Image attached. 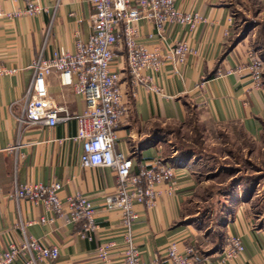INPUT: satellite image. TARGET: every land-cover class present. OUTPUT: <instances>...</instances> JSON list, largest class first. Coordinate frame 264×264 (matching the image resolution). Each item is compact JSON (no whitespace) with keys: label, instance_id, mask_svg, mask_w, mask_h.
I'll return each instance as SVG.
<instances>
[{"label":"crops","instance_id":"0c3cea01","mask_svg":"<svg viewBox=\"0 0 264 264\" xmlns=\"http://www.w3.org/2000/svg\"><path fill=\"white\" fill-rule=\"evenodd\" d=\"M25 2L0 1L5 14L0 18V65L19 71L0 76V248L19 243L21 224L32 222L24 228L26 235L57 247L59 252L56 259L38 264H99L96 247L103 242H113L110 258L115 264H122L120 214L105 203L106 197L116 193L115 172L81 166V142L73 140L74 120L54 127L31 125L18 133V123L13 117L20 111L19 104L32 75L30 66L37 56L42 53L43 57H49L59 49L73 52L76 40L87 41L94 30L91 20L94 11L88 0H39L44 9L41 13L14 15L24 8ZM235 2L174 0L176 10L195 14L199 21L191 31L172 27L165 41L157 38L151 23L143 20L135 23L137 43L150 51L157 48L162 55L166 54L167 47L175 41H187L191 49L177 70L163 58L156 78L162 95L151 93L144 85L132 86L122 30L117 34L119 42L109 69L119 74L127 112L115 130V149L131 157L134 174L155 161L172 169V177L159 187L161 195L154 207L147 210L140 204L133 206L137 215L132 225L134 245L142 262L156 258L164 264V251L170 242H175L179 250L191 247L196 264L220 262L219 252L224 243L217 244L212 234L205 235L184 210L197 187L195 164L168 155V141L160 126L182 125L192 114L199 113L202 122L237 125L254 141L264 135V72L258 85L246 71L236 72L247 63L251 53L264 66V46L255 43L258 24L234 42L235 8H245ZM56 3L58 6L53 9ZM252 3L258 14L264 13V0ZM46 92L57 105L66 106L69 115L85 110L83 99L72 88L62 86L56 72L47 77ZM17 141L18 149L9 151ZM52 182L61 184L57 193L61 212L54 216L53 222L40 223L39 218H48L50 214L41 205L16 200L13 188L15 184ZM171 182L173 190L165 191V184ZM76 192L87 196L95 208L98 229L91 241L78 234L83 222L67 221L70 209L66 198ZM226 210L228 217L222 218L216 232L224 239L238 236L244 250L236 259L223 264H264V225L257 224L250 202H243L235 193L226 202ZM12 264H24V259Z\"/></svg>","mask_w":264,"mask_h":264},{"label":"built area","instance_id":"2783aa9c","mask_svg":"<svg viewBox=\"0 0 264 264\" xmlns=\"http://www.w3.org/2000/svg\"><path fill=\"white\" fill-rule=\"evenodd\" d=\"M3 1V0H0ZM15 1V0H8ZM174 0H88L93 9L91 20L93 32L87 41H75L74 51L55 50L49 57L42 53L31 64V79L25 94L19 104L20 111L13 114L18 133L27 126L44 125L54 127L67 120H74L76 132L74 141L81 142L82 153L80 164L84 168H109L115 172L117 183L116 193L105 198V203L111 209L119 212L123 231L122 264H160L154 258L150 262H142L134 245L132 225L137 215L133 206L143 205L145 208L154 207L161 195L159 187L172 177V169L165 164L155 161L143 167L138 173L132 172V159L129 155L115 149V130L125 117L126 108L119 86V74L111 72L113 51L119 40L120 29L123 33L126 49V66L133 87L144 85L151 93L162 95V89L156 84L163 58L168 59L177 70L184 64L191 52L187 41H175L167 47L166 54L159 49L148 50L136 41L138 31L135 23L146 21L153 25L155 35L160 41H165L168 31L174 26L186 27L189 31L195 28L199 18L195 14L182 13L174 8ZM58 6L55 4L54 8ZM43 7L39 0H26L22 10L14 15L35 16ZM0 7V18L4 17ZM54 12L51 14V27ZM261 63L252 53L244 66L236 72L246 71L252 81L258 85L261 81ZM17 69H8L0 65V76L18 73ZM58 73L60 84L72 88L85 102V110L80 114L69 115L66 106L57 105L47 96L46 80L51 73ZM155 81V82H154ZM18 141L9 151H16ZM165 191L173 190V183L165 184ZM13 197L16 200H26L32 205H41L50 214L48 218H39L40 223H51L54 216L61 212V200L57 193L61 184L52 182L50 185L26 183L15 184ZM69 206L70 223L83 222V228L78 233L80 238L91 241L93 233L98 229L95 223V208L89 198L81 193H73L66 198ZM32 222L21 224L22 239L19 243H9L0 248V264H12L19 258L24 264H38L52 261L59 256L58 248L47 246L39 239L28 236L24 228ZM164 251V264H196L193 249L189 246L182 250L175 242L168 243ZM113 242H103L96 247V260L99 264H115L110 258ZM244 250L238 236H228L220 248L219 264L236 259Z\"/></svg>","mask_w":264,"mask_h":264},{"label":"rangeland","instance_id":"374dc122","mask_svg":"<svg viewBox=\"0 0 264 264\" xmlns=\"http://www.w3.org/2000/svg\"><path fill=\"white\" fill-rule=\"evenodd\" d=\"M235 1L245 8H235L234 39L258 24L255 43L264 46V13L258 14L253 0ZM160 127L168 141V155L195 164L197 187L184 210L205 235L212 234L217 244L225 242L216 231L222 218L228 217L226 202L249 189L251 198L243 202H250L257 224L264 225V135L254 141L237 125L202 122L199 113L185 124Z\"/></svg>","mask_w":264,"mask_h":264},{"label":"trees","instance_id":"16d2710c","mask_svg":"<svg viewBox=\"0 0 264 264\" xmlns=\"http://www.w3.org/2000/svg\"><path fill=\"white\" fill-rule=\"evenodd\" d=\"M245 34H243L241 37L236 38L234 40V42L236 43L238 40H240L241 38H243V36H245ZM251 195H252V190L249 189V190L243 191V193H241V196L240 197H241V200L242 201H247L248 199L251 198Z\"/></svg>","mask_w":264,"mask_h":264}]
</instances>
